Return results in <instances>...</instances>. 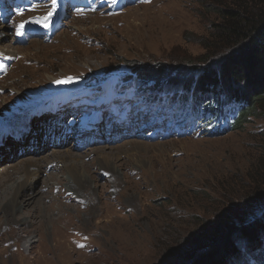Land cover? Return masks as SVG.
Listing matches in <instances>:
<instances>
[{
	"label": "rangeland",
	"instance_id": "374dc122",
	"mask_svg": "<svg viewBox=\"0 0 264 264\" xmlns=\"http://www.w3.org/2000/svg\"><path fill=\"white\" fill-rule=\"evenodd\" d=\"M87 1L91 7H74L64 15L57 3L53 14L60 25H54L50 34L52 25L44 22L32 29L38 35L18 37L25 24L36 28L39 14L52 11V0H0V32L6 34L0 33V132L6 140L0 144L5 154L0 150V178L6 176L1 171L4 164L35 158L40 163L36 168H42L27 173L32 190L25 189L24 195L37 194L35 202L18 212L25 215H15V221L0 212V264H189L199 233L210 234L227 216L235 222L264 217V119H251L242 130L216 135L199 122L189 130L198 118L194 114L188 125H181L169 119L151 121L152 112L137 108L130 120L80 125L83 111L63 107L61 101L82 95L84 83L108 80L123 88L127 77L150 88L158 76L160 86L140 97L170 96L181 83L201 77L203 68L219 67L223 58L219 50L205 61L206 47L215 51L222 42L215 31L218 10L237 1L252 5L249 0H139L129 6H122L123 0ZM263 3L252 2L260 8ZM128 105L123 108L129 110ZM155 126H160L159 133ZM25 130L29 133L25 142L11 154L10 145ZM80 131L83 140L78 143L95 145L75 150V133ZM39 134L45 151L24 155L23 150L38 148ZM65 150L79 154L87 165L68 166L82 191H68L65 184L75 183L67 181L65 161L52 156ZM98 156L109 160L95 163ZM52 159L51 166L46 164ZM16 166L7 168L8 174L21 170L20 164ZM90 195V205H101V210L89 209ZM39 203L51 209L42 211ZM61 206L70 207L64 212L70 217L61 219L65 225L55 222L54 209ZM41 214L53 217L52 224H46ZM116 217L136 234L126 247L109 238V228H104V221ZM235 240L243 241L241 236ZM243 245L241 258L231 264L242 260L254 264Z\"/></svg>",
	"mask_w": 264,
	"mask_h": 264
},
{
	"label": "trees",
	"instance_id": "16d2710c",
	"mask_svg": "<svg viewBox=\"0 0 264 264\" xmlns=\"http://www.w3.org/2000/svg\"><path fill=\"white\" fill-rule=\"evenodd\" d=\"M253 1H248L252 6L237 1L218 10L220 24L215 26V31L222 42L215 51L211 46L206 47L205 57V61H209L218 50L222 52L219 57L223 58L216 70L211 65L203 68L201 77L181 83L171 96L157 98V101L150 96L140 97L136 105L155 109L161 103L165 107L161 110V119L185 121V125L194 114L198 117L195 120L216 135L242 130L251 119H264V8L253 5ZM127 78L128 84H140L137 86L139 94L160 86L158 76L153 78L151 89L144 88L136 77ZM254 218L235 222L227 216L210 234L199 233L188 255L189 264H231L232 260L241 258L242 242L247 246L251 261L264 264V217ZM236 236H241L243 241H236ZM239 264H245V260Z\"/></svg>",
	"mask_w": 264,
	"mask_h": 264
},
{
	"label": "bare ground",
	"instance_id": "6f19581e",
	"mask_svg": "<svg viewBox=\"0 0 264 264\" xmlns=\"http://www.w3.org/2000/svg\"><path fill=\"white\" fill-rule=\"evenodd\" d=\"M23 23H24V21H23ZM21 24V23H20ZM1 34H3V35H6L5 34V32L4 31H1L0 32ZM30 39V38H29ZM28 40V39H27ZM11 55H16V53H11ZM127 75V74H126ZM53 106V105H52ZM35 109H37V108H35ZM6 119H8V117L6 118ZM15 120V119H14ZM0 123H2V120H1V122ZM9 125V124H8ZM6 127V126H5ZM27 128V127H26ZM1 129H3V128H1ZM0 129V130H1ZM5 129V128H4ZM116 129V128H115ZM114 129V130H115ZM110 130V129H109ZM2 131V130H1ZM82 131V130H81ZM81 131L78 133V132H76L75 133V140H76V143L74 144V149L75 150H83L84 149V147H89L91 144L93 145H95V141H93V142H91V144H90V142H82V143H78L79 141H81V140H83V138L81 139V137L83 136L82 135V133H81ZM111 131H112V128H111ZM28 132H27V130H25V131H23L18 137V139H17V141L16 140H14L15 141V144L13 143V144H11L10 145V147L12 146L13 147V151L11 152V154L16 150V149H18V148H20L21 147V145L25 142V138L28 136V134H27ZM14 135V134H13ZM41 136H40V134L38 135V137H37V139L35 140V141H38V148L37 149H35V150H32V151H27V150H23V152H24V155L25 154H32V155H35L37 152H38V154L39 153H42L43 151H45V149H46V142L45 141H40L39 140V138H40ZM3 138V139H2ZM2 139V140H1ZM21 139V140H20ZM69 139L70 138H68V139H66V140H62V142H61V144H60V146H58V147H61V146H65V144L66 143H68V141H69ZM0 144H2V143H5L6 142V140H5V138H4V136L3 135H1V132H0ZM47 141V140H46ZM16 142H18V143H16ZM41 144H44V146H43V148H40V145ZM103 149H104V147H102ZM102 148H100V149H102ZM86 150H87V148H85ZM102 149V150H103ZM106 149V148H105ZM2 152H3V149H0ZM84 151V150H83ZM96 150H91L90 152H95ZM97 153V152H96ZM95 154V153H94ZM2 155H5L4 154V152L2 153ZM55 155V156H54ZM100 155V154H99ZM102 155H104V154H101V156ZM16 156H17V154H16ZM48 157H49V154L47 155ZM47 156H46V158H47ZM51 156V155H50ZM52 156H54L55 157V160H63V161H65L64 162V168H65V171H66V175L70 178L69 180H67V181H71V182H73L72 180L73 179H75L74 177H73V173H71V171L69 170V167L70 168H77V165L78 166H80V167H82V166H87L86 164H83V163H81L80 161V156H79V154H77V153H73V152H71L70 150H65V151H63V152H54L53 154H52ZM108 156V155H107ZM106 156V157H107ZM106 157H100V156H98L97 157V159H95V163L97 162H99V161H108L109 159L108 158H106ZM45 157H44V159L45 160H47ZM82 159V158H81ZM38 159H28L27 161H25V162H23V163H21V161L20 162H18V163H14V165L13 164H10L9 166H7L6 164H4V165H2V170L1 171H3L4 172V174L6 175L4 178H0V212L5 216V217H7V216H10L11 215V217L13 218V220H15V215H23L24 213L23 212H21V213H19L18 214V212H20L21 210H23L25 207H28L29 205H30V203L32 202V201H34L35 202V199H34V197H35V194H37V193H34V196L32 197V198H30L31 196H29L28 197V195L26 196V195H24V192H26L25 191V189H27V188H29V190H32V186L31 185H29L28 183H27V181H28V177H27V173L29 174L32 170H40V169H42V168H36V167H39V165H40V163L37 161ZM54 159H52L51 161H46V164H48V163H50L49 165L51 166V164H53L54 162L53 161H55ZM16 161V160H15ZM23 161V160H22ZM59 163H60V161H59ZM94 163V162H93ZM104 163V162H103ZM106 163V162H105ZM110 163V162H109ZM21 165L22 166V168H21V170L20 171H14L15 173H12V175H10V174H8L9 172H8V169L7 168H9V167H11L12 169H14L15 168V166L16 165ZM91 164V163H90ZM7 166V167H6ZM69 166V167H68ZM6 167V168H5ZM17 167V166H16ZM10 168V169H11ZM7 169V170H6ZM24 171V173L22 174V176H20L19 177V179H12V177L15 175V174H21V172H23ZM56 171V170H55ZM83 174V173H82ZM82 176V178H85V175L83 174V175H81ZM52 178H54V176L52 177ZM107 178V177H106ZM80 182V181H79ZM84 184H86L88 181H86V180H84ZM27 183V184H26ZM75 182H73V184H74ZM72 184V185H73ZM66 185V187H68L69 189H68V191H72V190H75V189H80L81 190V186H80V184L79 183H75L74 185H75V187H73V186H68V183H66L65 184ZM90 185V184H89ZM86 186V185H85ZM91 186V185H90ZM52 187V186H51ZM88 187V186H87ZM57 187H55V189H56ZM84 188V187H83ZM87 189V188H86ZM90 190H91V187H90ZM90 190H87L85 193H86V195H87V193L90 191ZM47 190H43V192H46ZM57 191V193H58V190H56ZM79 191V190H78ZM82 191V190H81ZM80 192V191H79ZM32 193H33V191H32ZM72 193V192H71ZM70 193V194H71ZM65 200V199H64ZM92 196L90 195L89 196V199L87 200V202H88V206H89V209L90 210H101V208H102V206L101 205H99V206H95V205H90V202H92ZM65 201H67V199L65 200ZM46 204H43V203H39V209H41L42 211L44 210V209H47V210H50L51 209V206H47ZM73 209H74V207H72ZM68 209H70V207H67V206H61V207H58V208H56V209H54V210H56L57 211V214H56V220H55V222L56 221H58V224H60V225H65V222H62L61 221V219L62 218H64V221L65 220H67L68 218L67 217H70V216H67V214H64V212H66ZM25 215V214H24ZM23 215V216H24ZM62 215H64L63 217H60V216H62ZM41 217H43L45 220V223L46 224H49V225H51L52 224V220H54L53 219V217H51V216H45V215H40ZM42 218V219H43ZM66 218V219H65ZM21 220H23V219H25V218H20ZM70 220V219H69ZM83 220V219H82ZM16 221V220H15ZM61 221V222H60ZM104 223L106 224H104L105 226H107V227H105L104 226V228H109V229H107L108 230V232H110L109 233V238H111V239H113V241L114 242H118L119 244H121V241L124 243V245H122V246H124V247H126V245L132 240V239H134L135 238V233L131 230V226H129V225H127L126 223H122L120 220H119V218L118 217H116V218H113V219H111V220H106V221H104ZM103 224V223H102ZM57 226V225H56ZM123 231V234H121L122 233V231ZM119 234V235H118ZM135 234V235H134ZM109 240V239H108ZM109 243V242H108ZM112 246V245H111ZM118 247V246H117ZM129 247V246H128ZM110 249V248H109ZM133 250V249H132ZM116 251V250H115ZM110 253H112V252H114L113 251V249L111 250V251H109ZM121 252V251H120ZM116 256V255H115Z\"/></svg>",
	"mask_w": 264,
	"mask_h": 264
},
{
	"label": "snow or ice",
	"instance_id": "6c2138e0",
	"mask_svg": "<svg viewBox=\"0 0 264 264\" xmlns=\"http://www.w3.org/2000/svg\"><path fill=\"white\" fill-rule=\"evenodd\" d=\"M112 2L114 3L115 0H112ZM144 2H149V0H144ZM57 4V0H52V3H51V7H52V11H49L48 13V16H51L53 14V12L55 11V6ZM48 17H45V19L47 20ZM46 26V25H45ZM22 27V25H21ZM19 34V33H18Z\"/></svg>",
	"mask_w": 264,
	"mask_h": 264
}]
</instances>
